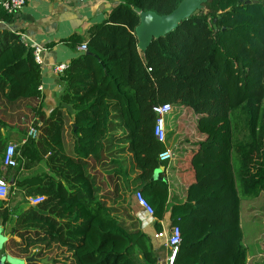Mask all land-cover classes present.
Returning <instances> with one entry per match:
<instances>
[{
	"label": "trees",
	"instance_id": "16d2710c",
	"mask_svg": "<svg viewBox=\"0 0 264 264\" xmlns=\"http://www.w3.org/2000/svg\"><path fill=\"white\" fill-rule=\"evenodd\" d=\"M182 1L120 0L107 22L94 27L88 51L63 74L64 93L49 117L43 115V136L26 139L18 166L7 176L1 168L9 125L0 116V177L15 183L37 164L47 169L17 181L25 194L14 211L0 209V228L12 226L11 235L21 242L12 239L9 247L22 258H31L36 248L34 256L41 258L58 246L72 253L73 264H158L150 237L127 226L100 195L104 184L92 172L93 163H100L113 168L111 181L123 178L128 187L140 172L133 181L156 219L163 220L172 206L171 224L182 233L175 264H247L240 206L264 193V0H207L198 14L140 50L141 13L169 15ZM1 19L10 16L1 12ZM73 41L82 44L78 37ZM41 84L34 49L16 33L0 31V115L1 106L40 99ZM164 104L192 115L194 135L201 138L191 144L195 150L182 175L176 156L169 164L159 160L167 147L155 137L153 108ZM68 127L74 138L69 153ZM119 130L124 135L117 136ZM114 141L128 145L114 154L132 155L130 172L112 153L102 161ZM162 166L165 180L153 181ZM167 169L172 178L192 176L183 196L170 195ZM36 196L45 201L29 206L27 199ZM211 217V230L204 233Z\"/></svg>",
	"mask_w": 264,
	"mask_h": 264
},
{
	"label": "crops",
	"instance_id": "0c3cea01",
	"mask_svg": "<svg viewBox=\"0 0 264 264\" xmlns=\"http://www.w3.org/2000/svg\"><path fill=\"white\" fill-rule=\"evenodd\" d=\"M118 4H120V0H50L33 2L29 3L21 12L10 16V20L6 21L1 19V32L10 31L12 33H16L17 35H24L27 38L30 48L35 49L38 47L43 50V64L41 65L42 97L38 100L19 103L14 106H1V109L4 110L0 115L1 118L4 120L7 118V124L12 127H16L15 129L9 127L8 131L3 130V136L8 138L9 143L12 141H16L17 143L19 141L21 146L25 144L28 130L26 134L21 133L18 128L26 116H35V120H38L39 117H43V115L45 117H49L51 112L60 104V98L64 93L65 87L64 82L62 81V76L65 72L63 74L55 73L53 71V67L63 64L68 65L69 67L72 61L85 54L86 52L80 51L79 48L83 45H87L92 36L94 27L106 23L111 10ZM75 37L80 38L82 40V44L78 45L74 42L73 39ZM27 106L37 109L38 111L36 112L35 110H31L27 108ZM5 108L8 110L5 111ZM190 117H192V115L186 116L185 113H183V109H176L170 116L167 117L166 147L174 151L178 162H187L188 160L190 162V154H192L193 150H195L191 144L195 143L197 139H201L200 137H195L194 133L196 130V124L194 119H189ZM123 133L124 131L119 130L117 131V136H122L124 135ZM187 136V141L189 143H185L184 141ZM110 146L111 145H108V147ZM112 146L114 148L113 150H110L108 154L104 150V155L107 159L105 161L111 160V158L108 157L111 153L114 154L117 150L127 147L128 145L123 143L119 145V143L114 141ZM69 151L71 150L69 149ZM114 155L116 157L119 156V158L123 156L132 158L130 153ZM119 160L122 159L120 158ZM178 162L176 164H178ZM42 167V163L34 166L33 170L35 172V176L37 174L36 172L42 171ZM107 168L109 167H103L100 163L97 165H94L93 163L92 172L97 174L99 181L104 184L100 195L106 196L108 205L117 211V213L115 212L116 216L122 219L127 226L131 227L132 225H135L150 237L155 254L158 258V264H165L168 252L162 245L161 241L155 240L154 236L156 233L167 229L168 226L171 225L170 209L172 206L168 208L163 220L153 219L149 220V223L144 224L138 216L141 215L140 213L142 212L134 200L135 191L133 190L132 192V205L130 206V210L127 211L121 204L123 196L121 184L127 188L128 186L125 184L123 178H121V180L119 178L114 179L113 181H111V179L109 180L112 169L108 170ZM166 172L168 176L169 170L167 169ZM139 173L140 172L137 171L135 174L131 175L132 180L129 184L131 188L129 187V189H134V185H136L137 188L139 187V183H135L133 181ZM171 175L173 174L170 173L168 177H171ZM191 177L192 176H185V178H183L181 175H178L177 178L178 181H186ZM173 204L174 203H171V205ZM1 208H9V202L0 203V209ZM141 216L143 217V215ZM11 231V225H7L5 228H0V237L5 239L1 257L7 258L10 263L15 262V264H26L25 261L28 260V258H22L16 250L10 249L9 247V243L12 239L21 242V239L11 235ZM48 252H44L41 258H35L34 255L39 253V248L34 249V255L31 257L34 261L31 263L43 264V260L48 258L53 262V264H55V261L56 264H73L72 253L66 248L54 246L50 251L52 253L50 254ZM161 252H165L164 260L160 258L159 254Z\"/></svg>",
	"mask_w": 264,
	"mask_h": 264
},
{
	"label": "rangeland",
	"instance_id": "374dc122",
	"mask_svg": "<svg viewBox=\"0 0 264 264\" xmlns=\"http://www.w3.org/2000/svg\"><path fill=\"white\" fill-rule=\"evenodd\" d=\"M45 117V116H44ZM47 118V117H45ZM3 119V118H2ZM4 120V119H3ZM7 120V118H6ZM4 120V121H6ZM22 123V124H21ZM20 126H19V131L21 133H26L27 134V130L29 131V128H36L39 131V136L37 138V140H35L36 142L39 141V139H41V137L43 136V128H44V118L43 117H39L38 120H35V116H26V118L21 122ZM13 124V123H12ZM9 127H12L11 125H9ZM16 127H12V129H15ZM72 132L70 127H68L66 129L65 132V143H66V149H68V153L70 152L69 149L72 151L73 147H74V143L72 140ZM12 143L16 144L18 146V153L20 155L21 153V145L19 144V141L16 143L12 141ZM72 153V152H71ZM113 154V153H112ZM191 156V154H190ZM113 158H118V160L121 158L122 163L124 164L125 168L130 172L133 166L132 163V158H128V156H123L120 157L119 156H115L113 155ZM46 159V158H45ZM184 163V164H183ZM235 167L238 168L239 164H238V160L235 159L234 161ZM177 171L179 170V174L182 175L183 173V169L185 167H190L189 165V160L187 162H183L180 161L177 164ZM109 169H113L111 167L107 168ZM2 174L5 176H7V170L1 168ZM176 171V170H175ZM176 171V173L178 175V172ZM47 172V169L45 167V165L43 164L42 167V171L41 172H36V176H40L41 174ZM34 170H25L24 172H22L17 178L19 180V183L29 177L35 176L34 174ZM112 174V172L110 173ZM2 176V177H4ZM170 182L169 185L167 186L168 188H170V195L173 193V195L175 194V196L177 197H181L185 194V188L189 185V182L186 180H180L177 181V176L175 175V177H171L169 178ZM16 179L15 181V187L12 188V192H11V197L9 200V209L14 211L15 208L24 201V191L22 189H20L17 185V181ZM110 180V177H109ZM12 182V179L9 180V182ZM165 187V188H167ZM131 188V187H130ZM133 190L136 192L137 191V186L134 185V189H129V187H124L123 184H121V191L123 192V196H122V207L124 209H126L127 211L130 210V206L132 205V192ZM179 194V195H178ZM28 202V200H27ZM122 208V209H123ZM241 229L244 232V244L247 248V256H248V260H247V264H264V193H262L259 198L254 199V200H243L241 202ZM210 219V220H209ZM208 219V222L206 225L208 226H204L203 228V232L207 233L209 232V230H211V227H209V223L212 221V217ZM212 239H209L208 242L206 243L205 247H207L210 243H211ZM199 248V247H198ZM202 249L198 250V253H201ZM53 252V251H52ZM52 252H48V253H52ZM160 258L162 260L165 259V252H161L160 254ZM8 264H13V263H8Z\"/></svg>",
	"mask_w": 264,
	"mask_h": 264
},
{
	"label": "built area",
	"instance_id": "2783aa9c",
	"mask_svg": "<svg viewBox=\"0 0 264 264\" xmlns=\"http://www.w3.org/2000/svg\"><path fill=\"white\" fill-rule=\"evenodd\" d=\"M41 1H50V0H6L0 3V14L1 12L6 13L9 16H13L19 12H21L29 3L33 2H41ZM84 1V0H79ZM1 21V20H0ZM22 41V43L29 47L27 38L24 35H18ZM82 52L88 51V46L83 45L79 48ZM43 50L40 48L34 49V57L37 64L40 66L43 64L42 59ZM68 69V65H58L53 67V71L58 74H63ZM42 91V88H40ZM174 111V108L171 104L158 105L153 108V112L156 115V124H155V137L157 140L163 144H167V117L170 116ZM39 136V131L36 128H29L27 134V140L33 139L37 140ZM26 143V141H25ZM18 146L12 142L8 143L4 156L2 158V168L3 169H13L18 166ZM175 153L172 149L167 148L160 156L159 160L161 163L169 164L174 161ZM15 187L14 182H9L5 177H0V203H7L10 200L12 188ZM28 204L31 207H36L42 204L45 201L44 196H36L30 197L27 199ZM134 200L138 205L140 213L143 215L139 216V219L143 221V223H149V220L156 219L155 218V210L149 204L143 193L137 190L134 194ZM155 240L161 241L164 248H166L168 254L165 260V264H175L177 260V256L179 255L181 245H182V233L179 226L169 225L167 229L158 232L154 236Z\"/></svg>",
	"mask_w": 264,
	"mask_h": 264
},
{
	"label": "water",
	"instance_id": "95a60500",
	"mask_svg": "<svg viewBox=\"0 0 264 264\" xmlns=\"http://www.w3.org/2000/svg\"><path fill=\"white\" fill-rule=\"evenodd\" d=\"M207 0H183L179 7L171 14L165 16H159L154 12L141 13L140 25L136 29V36L139 41V49L145 50L152 43L153 40L164 37L174 31L183 21L198 14L203 8ZM244 3V0H242ZM246 4L258 3L257 1H246ZM63 107L73 115V110L70 106L63 104ZM105 152L102 151V161L107 160L105 158ZM165 172V167H161L156 171L153 181H164L161 174ZM5 242L4 238L0 237V264H8L10 261L5 257H1L2 247ZM34 259H28L26 264L33 262ZM15 264V262H11ZM43 264H53L51 260L45 258Z\"/></svg>",
	"mask_w": 264,
	"mask_h": 264
}]
</instances>
